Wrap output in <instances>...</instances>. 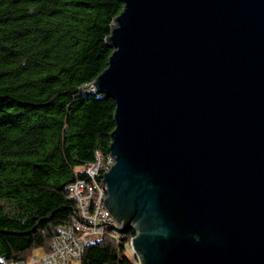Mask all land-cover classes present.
Segmentation results:
<instances>
[{"label": "water", "instance_id": "water-1", "mask_svg": "<svg viewBox=\"0 0 264 264\" xmlns=\"http://www.w3.org/2000/svg\"><path fill=\"white\" fill-rule=\"evenodd\" d=\"M121 1L93 82L116 231L141 264H264V0Z\"/></svg>", "mask_w": 264, "mask_h": 264}, {"label": "trees", "instance_id": "trees-1", "mask_svg": "<svg viewBox=\"0 0 264 264\" xmlns=\"http://www.w3.org/2000/svg\"><path fill=\"white\" fill-rule=\"evenodd\" d=\"M121 0H0V259L49 253L77 207L68 187L110 154L115 102L92 90ZM134 232L128 234L133 237ZM104 238L82 264H122ZM5 264V263H0Z\"/></svg>", "mask_w": 264, "mask_h": 264}, {"label": "built area", "instance_id": "built-area-1", "mask_svg": "<svg viewBox=\"0 0 264 264\" xmlns=\"http://www.w3.org/2000/svg\"><path fill=\"white\" fill-rule=\"evenodd\" d=\"M114 164L115 157L111 154L105 156L96 152L95 161L82 169L87 179L68 187L69 195L76 203L77 213L68 225L58 228L49 253L42 252L41 256L34 254L26 260L5 264H82L87 249L98 245L104 238L116 243L123 251L124 258L125 254H133V262L125 261L122 264H141L142 260L132 246L136 231L119 234L116 231L119 226L104 204L108 193L103 175ZM130 232H134V235L128 238Z\"/></svg>", "mask_w": 264, "mask_h": 264}, {"label": "bare ground", "instance_id": "bare-ground-1", "mask_svg": "<svg viewBox=\"0 0 264 264\" xmlns=\"http://www.w3.org/2000/svg\"><path fill=\"white\" fill-rule=\"evenodd\" d=\"M95 91V90H93ZM125 261L126 262H133V254H125Z\"/></svg>", "mask_w": 264, "mask_h": 264}, {"label": "rangeland", "instance_id": "rangeland-1", "mask_svg": "<svg viewBox=\"0 0 264 264\" xmlns=\"http://www.w3.org/2000/svg\"><path fill=\"white\" fill-rule=\"evenodd\" d=\"M35 255L41 256L42 255V251L38 250L35 252ZM124 256V255H123Z\"/></svg>", "mask_w": 264, "mask_h": 264}]
</instances>
